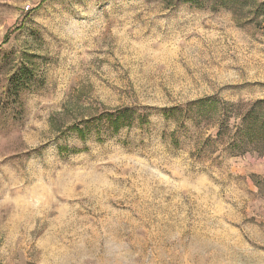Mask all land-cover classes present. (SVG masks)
<instances>
[{
    "label": "rangeland",
    "instance_id": "1",
    "mask_svg": "<svg viewBox=\"0 0 264 264\" xmlns=\"http://www.w3.org/2000/svg\"><path fill=\"white\" fill-rule=\"evenodd\" d=\"M258 101L250 9L0 0V264H264Z\"/></svg>",
    "mask_w": 264,
    "mask_h": 264
},
{
    "label": "trees",
    "instance_id": "2",
    "mask_svg": "<svg viewBox=\"0 0 264 264\" xmlns=\"http://www.w3.org/2000/svg\"><path fill=\"white\" fill-rule=\"evenodd\" d=\"M164 2L175 3L177 5L189 4L198 9L211 8L216 11L219 9L237 10L238 8L250 9L254 18H264V0H162ZM9 84L7 95L14 101L20 92L21 83L28 87L32 83V77L28 75V69L23 67L12 78ZM109 120L104 124L106 127L118 132L120 128L130 125L132 116L129 111L120 112L116 115H109ZM241 125L235 134V141L232 147L237 148L241 153L248 151V148L257 151L264 157V101L253 103L246 113L239 116ZM229 120V117L227 118ZM86 131V130H85ZM85 131L79 130L80 137L85 138ZM90 131L88 132V134ZM82 138V139H83ZM237 151V152H238Z\"/></svg>",
    "mask_w": 264,
    "mask_h": 264
}]
</instances>
